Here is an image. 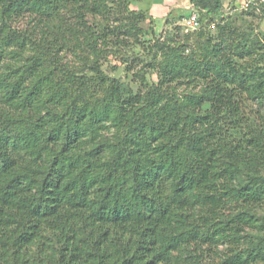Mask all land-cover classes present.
<instances>
[{"label":"trees","instance_id":"16d2710c","mask_svg":"<svg viewBox=\"0 0 264 264\" xmlns=\"http://www.w3.org/2000/svg\"><path fill=\"white\" fill-rule=\"evenodd\" d=\"M195 5L206 14L225 8L222 0ZM107 7V0H0V62L12 42L25 47L11 21L27 13L68 14L71 29H81L71 31L70 47L86 59L95 54L91 75L56 70L48 45L35 42L29 61L0 72V102L10 110L0 115V264H204V247L224 242L233 254L223 264L257 260L259 250L246 259L237 251L238 222L254 218H226L223 210L236 201L264 205V178L239 182L240 164L226 155L239 157L242 147L224 154L223 144H232L224 133L243 121L246 100L264 105V37L219 24L185 66L166 73L203 81L180 99L165 81L150 85L141 75L134 89L105 75L108 41L97 45L89 18ZM141 30L135 24L128 34L139 40ZM69 39L56 37L60 46ZM114 39L123 45L126 35ZM117 230L127 245L113 240Z\"/></svg>","mask_w":264,"mask_h":264},{"label":"rangeland","instance_id":"374dc122","mask_svg":"<svg viewBox=\"0 0 264 264\" xmlns=\"http://www.w3.org/2000/svg\"><path fill=\"white\" fill-rule=\"evenodd\" d=\"M197 1L190 0L193 3L191 9L185 8L176 11L174 15L167 14L163 20H157L136 0H107L108 7L89 18V22L95 29L96 38L93 40L97 42V45L106 44L108 41L107 46L104 45L102 48L103 57L100 59L101 69L105 75L109 78H120L134 89H137L139 83L143 82L140 80L141 75L145 76V82H148L146 84L165 81L170 88L169 91L174 96H183L180 98L183 99L189 95L190 91L197 92L202 87L203 81L198 79L190 81V77L186 75L174 79L166 73L172 68L185 66L188 63V57L193 55V51L200 49L205 38L217 35L219 24L229 22L248 32L252 37H264V0H222L224 10L212 14H206L197 7L195 5ZM247 1L250 2L246 4ZM193 13L198 15V28H190L183 23L184 18ZM67 16L66 13L64 16L59 13L51 17L44 16L38 20L35 14L27 13L13 17L11 30L18 34L26 45L20 48L16 46L18 43L12 42L10 49L3 52L0 72L6 73L9 68L22 66L29 61L31 55L37 50L35 42H38L48 45L49 51L52 52V66H56V70L62 68L63 70H75L78 74H93L88 65L95 58V54L89 55L86 59L87 53L78 54L74 45L70 47L73 40L70 38L72 37L71 31L80 32L81 29L77 28V25H73L71 29L70 22H73V19ZM2 20L0 15V23ZM212 22L216 23V27L211 26ZM135 24L142 28L141 32H138L139 40L128 34V30L135 27ZM22 34L25 36L29 34L32 37L28 43L23 39ZM116 35H126L125 44L118 45L114 39ZM57 36L65 40L70 39L65 45L60 46L56 41ZM104 38L106 41L103 43ZM11 50L17 51L12 55ZM126 60L130 61L128 67H132L134 71L127 69ZM244 104L243 121L228 126L224 133L227 140L224 143L232 144H223L224 154L230 150V147H242L239 157L226 155L229 161L240 164L236 167L240 171L239 177L236 178L239 182H246L251 175L264 178V136H261L262 141L258 148H254L253 145L250 147L251 138L260 136L264 131V105L261 106L255 100H246ZM3 113H10V110L2 106L0 102V115ZM4 124V122L0 123V127ZM14 150L11 147L13 156ZM20 153L23 154L22 151ZM247 156H251L250 164L243 162ZM223 214L227 216L226 218L240 214L254 218L253 223L238 222L242 228L240 233L242 237L237 251L246 259L249 250H259L260 257L257 260L238 264H264V205H251L236 201L227 205ZM102 233L100 230L99 234ZM118 238L124 246L127 245L123 233L119 230L116 231L113 240L118 241ZM230 250L227 242L211 247L205 246L200 253L201 260L204 264H223L225 259L233 254Z\"/></svg>","mask_w":264,"mask_h":264},{"label":"crops","instance_id":"0c3cea01","mask_svg":"<svg viewBox=\"0 0 264 264\" xmlns=\"http://www.w3.org/2000/svg\"><path fill=\"white\" fill-rule=\"evenodd\" d=\"M144 10L155 16V19L163 20L167 14H175L182 9H191L193 3L190 0H136ZM188 17V16H187Z\"/></svg>","mask_w":264,"mask_h":264},{"label":"built area","instance_id":"2783aa9c","mask_svg":"<svg viewBox=\"0 0 264 264\" xmlns=\"http://www.w3.org/2000/svg\"><path fill=\"white\" fill-rule=\"evenodd\" d=\"M248 2H250V1H247L246 4H248ZM183 23H184V25H186V26H188L190 28H198L199 18H198L197 13H193L190 16L185 17L184 20H183ZM215 25H216L215 22L211 23L212 27H215Z\"/></svg>","mask_w":264,"mask_h":264}]
</instances>
